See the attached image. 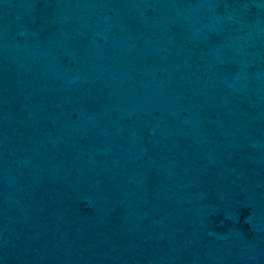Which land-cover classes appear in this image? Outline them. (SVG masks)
I'll return each mask as SVG.
<instances>
[{
  "label": "water",
  "instance_id": "obj_1",
  "mask_svg": "<svg viewBox=\"0 0 264 264\" xmlns=\"http://www.w3.org/2000/svg\"><path fill=\"white\" fill-rule=\"evenodd\" d=\"M0 264H264V0H0Z\"/></svg>",
  "mask_w": 264,
  "mask_h": 264
}]
</instances>
